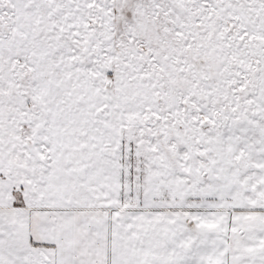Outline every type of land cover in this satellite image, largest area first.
Wrapping results in <instances>:
<instances>
[{
	"label": "snow or ice",
	"instance_id": "obj_1",
	"mask_svg": "<svg viewBox=\"0 0 264 264\" xmlns=\"http://www.w3.org/2000/svg\"><path fill=\"white\" fill-rule=\"evenodd\" d=\"M0 264H264V0H0Z\"/></svg>",
	"mask_w": 264,
	"mask_h": 264
}]
</instances>
